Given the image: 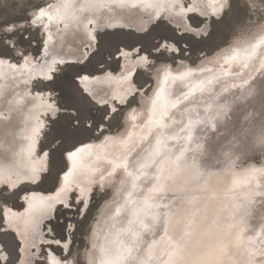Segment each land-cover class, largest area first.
<instances>
[{
    "label": "snow or ice",
    "instance_id": "1",
    "mask_svg": "<svg viewBox=\"0 0 264 264\" xmlns=\"http://www.w3.org/2000/svg\"><path fill=\"white\" fill-rule=\"evenodd\" d=\"M73 9L105 10L124 22H111V15L107 20L81 18L71 14ZM124 9H133L137 15L147 13V21L133 28L127 14L120 11ZM53 26L61 33L75 27L80 44L74 61L47 59ZM123 28L129 30L108 31ZM41 30L47 34L42 41L44 58L33 63L29 52ZM181 41L188 47L181 48ZM189 49L201 54L196 59L203 66L185 65L174 74L176 56L166 53L179 52L182 60L195 64L192 56L184 55ZM234 62L248 70L247 75L225 69ZM65 64L68 69L60 67ZM74 64L80 67L68 74ZM5 67L13 77L19 73L23 78L24 91L14 103L27 99L31 105L27 114L33 123L30 134L24 137L29 141L25 149L28 163L0 167V264H178L186 247L200 264H209L222 254L219 247L202 253L204 239L193 238V219L188 220L182 236L171 235L170 199L154 202L156 194L165 191L168 168L183 156V151L172 156L168 141L178 137L175 133L165 135L170 125L164 119L169 108L175 109L182 101L192 102L195 92H212L221 76L235 75L248 83L252 73L264 71V0H83L79 4L57 0L47 9L43 0H0L3 79L8 78ZM109 68L112 71H107ZM216 69L218 74L208 75ZM153 76L157 84L145 119L141 121L144 112L130 105L125 115L119 105L149 90ZM173 86L177 94L174 100ZM236 86L228 84L222 91ZM3 89L0 86V94ZM170 119L176 123L174 117ZM38 139L42 141L39 153ZM95 140L100 142L89 143ZM144 142L146 146L141 147ZM153 168L155 183L139 196L145 191L141 182L149 181ZM118 171L119 198L108 214V230H93L92 242L83 248L77 246L74 237L88 219L86 193L92 192L93 185L103 190ZM247 171L252 177H264V167ZM49 182L55 189L53 195H23L27 204L24 212L7 207L26 191L20 184ZM57 205L75 209L64 223L59 222L64 214ZM160 231L163 235L157 239ZM236 243L240 244L239 236ZM233 254L239 264H264V239L258 246L249 242L244 249H233Z\"/></svg>",
    "mask_w": 264,
    "mask_h": 264
},
{
    "label": "bare ground",
    "instance_id": "2",
    "mask_svg": "<svg viewBox=\"0 0 264 264\" xmlns=\"http://www.w3.org/2000/svg\"><path fill=\"white\" fill-rule=\"evenodd\" d=\"M56 2L57 0H52L46 3L44 7L47 9L48 4ZM74 2L79 4L83 3V0H74ZM120 11L127 14V22L131 25L133 24L135 28L143 25L148 18L147 13L137 15L136 11L133 9H124ZM71 14L78 15L81 18L88 17L97 20H107L108 16L111 15L113 17L111 22H124L122 17L109 14L105 10L93 13L90 11L81 12L79 9H73ZM60 27L62 28V25H60ZM43 34L44 39H47V34ZM51 35L52 40L48 41L49 56L47 59L51 60L53 57H58L68 61H74L75 57L79 56V53L76 52V48L80 44V37L74 26H70L67 30H64L63 33L58 32L57 27L53 26ZM34 54L29 53L33 63L38 60V57ZM43 58L44 47L43 56L40 57L39 61L43 62ZM13 63H15V61H13ZM20 63L22 64L23 61ZM185 65L189 67L203 66L201 60H199L197 64H192L188 60L180 59L177 65H173V73L177 74L183 71ZM207 66L214 67L213 65ZM19 67L20 64H17V68ZM225 69L232 73L244 72L245 75L248 73V70L239 67V62H234L230 68L226 65ZM107 71H112V69L109 68ZM4 72L8 73L6 67L4 68ZM218 72L219 70L216 69L214 73H209L208 75H215L218 74ZM100 74V72H96V75ZM254 75L255 72L252 73V76ZM152 79L154 82L153 88L149 92L136 95L135 98L137 103L130 106L145 113V115L141 117V121L146 117L153 91L156 88L157 81L154 76ZM221 80V82L213 85L212 92L200 93L197 91L193 94V97L190 98L192 102L182 101L175 109L169 108L168 116H165L164 123L170 125V128L165 129L164 132L165 135L173 133L179 134L178 132L185 133L184 140L187 141V146L173 151V157L179 155V153L183 151V156L180 161L195 163L199 162L200 159V170L204 173H226L231 177L228 191L221 193L219 196L214 195L212 197V199L215 200L217 210L214 216L209 215L205 217V223L209 225L206 235L210 236L213 222L219 219V209H223L230 214L231 219L234 221V231L236 236H239L240 243L245 247H247L249 242L255 243L258 246L259 242L264 239V195H258L259 192H264V177L259 175L252 177L248 174L247 170L252 167H264V155L260 161L252 159L258 152L264 151V148L257 147L255 142L257 135L264 132V81L261 80L260 82L254 83L250 90L244 92L239 98L233 99H237L234 103L229 98V95L224 98L226 91L225 93L223 92V94H225L223 98H220L221 100H219L217 104L214 103L215 106L212 113L211 111L209 112L211 113L210 116H216L212 124L205 123L201 128L195 130L191 129L190 122L193 117L196 116L197 108H201L203 105L205 106L209 101L213 102L214 98L218 97L217 93L222 92V88L226 87L228 84L238 85L244 83L243 79L235 75L221 76ZM0 86L4 87L2 94H0V167H19L28 163L25 149L29 141L25 140L24 137L30 134L31 124L33 123L27 114L28 108H30L31 105L28 104L27 99H25L22 104L14 103V100L18 98L17 95L20 94L22 96L24 91L23 78H21L19 73L14 77L11 73H8L7 79L0 78ZM88 86L91 87L92 85L90 84ZM29 88H32L31 84H29ZM230 88L232 87H228L227 90ZM184 91H187V89H184ZM172 92L171 98L174 100L177 98L176 86H173ZM34 94L35 92H33V95ZM132 98L133 97H128V102ZM212 99L213 101H211ZM242 102L244 103L241 104ZM250 102H255L257 105ZM120 106L123 105H119V107ZM187 109L195 110L188 111ZM158 111H163V109H158ZM170 117H174L176 123H173ZM236 117L240 118L237 120ZM157 119H159L158 115ZM232 119H234V121H232ZM121 131H123V129H121ZM105 134L107 135L108 133ZM100 139L102 140L103 137L101 136ZM39 141L40 139L37 140L36 145V151L38 153L40 152ZM99 142V140L89 141V143L94 144H98ZM146 144L147 142H144L141 147L146 146ZM137 151H139V149H137ZM104 167L108 168V165L105 164ZM149 171L150 175H153V180L149 183L144 181L141 182L144 185L145 191L138 193L139 196L145 195L147 187L155 183V169L153 168ZM119 177L120 173L118 171L116 176L105 182L106 186L104 189L113 187L114 194L98 211V217L92 224L90 243L92 242L93 230L97 232H106L110 226L108 214L114 208L113 201L119 198V193L117 191L119 188ZM236 181H239V183L236 184ZM25 184L36 185L22 183L19 185V188ZM95 188L100 190L98 185L92 186V190ZM54 192L55 190L43 191L39 189H30L21 193V201L24 203L22 207H15L10 203L7 207L11 208L14 212H24L27 208V204L22 199L23 195L35 193L37 196H48L53 195ZM253 193H256V195H253ZM90 194L91 193H86V196L89 198ZM156 195L157 198L154 202L164 203L167 202V199H170L169 211H172L178 204L177 194L175 193L165 190L163 193H158ZM160 196H163V200H161ZM169 232L171 235L176 236V232L171 225L169 227ZM160 235H163L162 231L159 232L156 238L159 239ZM161 246L162 245H158L157 247L159 248Z\"/></svg>",
    "mask_w": 264,
    "mask_h": 264
},
{
    "label": "clouds",
    "instance_id": "3",
    "mask_svg": "<svg viewBox=\"0 0 264 264\" xmlns=\"http://www.w3.org/2000/svg\"><path fill=\"white\" fill-rule=\"evenodd\" d=\"M255 142L257 147L264 148V132L257 135ZM230 181L231 177L226 173L206 174L195 163L186 161L173 164L165 174V190L177 194L178 198L177 206L170 211V225L176 236H182L188 220L193 219V238L204 239L205 248L202 253L211 247L223 249L222 254L209 264H239L234 258L233 249L245 248L242 243H236L234 221L223 209H219V219L211 226L210 236L206 235L209 225L205 223V217L214 216L217 210L212 197L227 192ZM258 195H264V192H259ZM178 264H200V261L194 258L191 249L186 247Z\"/></svg>",
    "mask_w": 264,
    "mask_h": 264
},
{
    "label": "rangeland",
    "instance_id": "4",
    "mask_svg": "<svg viewBox=\"0 0 264 264\" xmlns=\"http://www.w3.org/2000/svg\"><path fill=\"white\" fill-rule=\"evenodd\" d=\"M50 1H52V0H43V6L46 3L50 2ZM37 2H39V0H37ZM184 2L188 3L189 0H184ZM189 15H195V14H189ZM132 27L135 28V26L133 24H132ZM128 30H129L128 28L117 29V30L116 29H108V31H128ZM41 32H42V30H41ZM41 32L36 33V39L33 42L32 51L29 52V53H33V54L35 53L34 55L38 57V60H40V57L43 56V49H42L43 48V44L41 45V43L44 40V34H43V32L42 33ZM179 33L180 32H177V35H179ZM40 46H42L41 47L42 51L40 53H38V50H39ZM180 47L181 48H185V47H188V45L185 44L183 41H181ZM166 55H169V56L175 55L176 56V61H175L174 65H177L179 63V60L181 59L179 52L174 53V54L173 53H166ZM184 55L185 56H192V60H194L195 64H197L199 62V59H196V56L197 55H201V54H199V53L193 54L192 50L189 49V51L185 52ZM177 59H178V61H177ZM188 61L190 63H192L191 60H188ZM60 67L68 69V65L67 64L61 65ZM79 67H80L79 65H75L74 64L73 68L71 70H69V73H71L72 71L78 69ZM113 67H115V65H113ZM261 80L264 81V71H257V72H255V75L253 76V79L249 80L248 83L238 84L239 85V86L237 85L238 87L237 86L234 87V88L232 87V88L228 89L226 91V93H225V91H222V92H220L221 94L219 93V95H217L219 98L215 97L214 101H213V99L211 100L213 102L209 101L208 103L205 104V106L203 105V106H201V108H197L196 116H198V117L194 116L193 119L191 120V122H190L191 129L195 130V129L201 128V127H203L205 125V123H211L212 124V121L214 119H216V116H214V115L210 116V114L212 113V110H213L215 104H217L218 101L221 100L225 94L226 95L224 96V98L229 95V98L234 103L237 99L236 100H233V99L239 98V96H241L244 92L250 90V88L254 85V83L260 82ZM150 83H152V84H150V89L146 90V92H149L153 88V83H154L153 79L151 80ZM223 92L225 94H223ZM136 103H137L136 98H132L126 105H123L124 107L122 106L120 108L124 109L125 110V114H126L128 108H129V105L131 106V105L136 104ZM243 103L244 102H242L241 104H243ZM250 103L254 104L255 102H250ZM255 105H257V103H255ZM210 111H211V113H209ZM239 118L240 117H238L237 120ZM232 121H234V119H232ZM178 133L179 134H176L177 137H178L177 140H175V141L169 140L168 141V144H169V146H171L173 148V151H175L177 149H182L184 146H187L186 145L187 141L184 140V137H185L184 134L185 133H182V132H178ZM40 143L42 144L41 140L39 141V148H41V144ZM45 150H47V149H45ZM39 151H40V149H39ZM263 155H264V151L260 152V153L258 152L255 156L252 157V159H254L256 161H260L262 159ZM195 164L200 169V167H201L200 159H199V162H195ZM151 180H153V175L149 176V181L146 182V183L151 182ZM28 186H30V185H26L25 184L21 188L28 187ZM33 186H36V187L28 188V189H26V191L30 190V189H39V190H43V191H54V189H50V187H51L50 182L49 183H43V184H36V185H33ZM105 189L104 190H101V189L99 190V189L95 188V189L92 190V192H91V194L89 196V210H88V213H87V216H88L87 222L85 224L81 225L80 231H78L76 233L75 237H74L75 244L77 246L81 247V248H83L86 244H90V234H91L90 232H91L92 224H93L94 220L98 217V211L101 209L102 205H104L105 202H107V200H109V199H111L113 197L114 188L113 187H107ZM17 190H19V189H17ZM16 201H18V203H20L21 198L15 199L14 202H12L10 204H12L15 207H22V205L18 206L17 203H16L17 205H15L14 203ZM57 208H59L60 212H62L64 214V215L60 216V221H59L60 223H64L65 219L70 218L72 216V214L74 213V211H75V209H72L71 211L68 210V209H64L60 205H58ZM59 214L60 213H57V215H59ZM77 219H79V217H77ZM69 238L72 239V237H69ZM53 247H56V246L53 245Z\"/></svg>",
    "mask_w": 264,
    "mask_h": 264
},
{
    "label": "water",
    "instance_id": "5",
    "mask_svg": "<svg viewBox=\"0 0 264 264\" xmlns=\"http://www.w3.org/2000/svg\"><path fill=\"white\" fill-rule=\"evenodd\" d=\"M178 32H179V31H178ZM179 34H180V33H179ZM42 44H43V42L41 43V45H42ZM41 47H42V46H40V48H39V50H38V53H40V52L42 51L43 48L41 49ZM183 47H184V46H183ZM69 74H71V73H69ZM120 107H122V106H120ZM123 107H124V106H123ZM31 187H36V186L30 185V186H28V187H23V189L26 190V189L31 188ZM38 187H39V186H38ZM57 187H58V185H57ZM50 189H53L52 186L50 187ZM54 190H55V189H54ZM16 203L18 204V206H19V205H20V206H21V205H22V206L24 205V203H23L22 201H20V203H18V201H16L14 204L17 205Z\"/></svg>",
    "mask_w": 264,
    "mask_h": 264
}]
</instances>
